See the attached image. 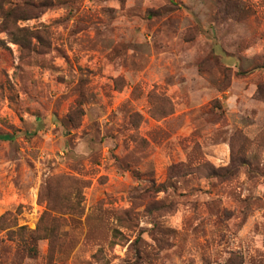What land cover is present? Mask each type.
<instances>
[{"label": "rangeland", "instance_id": "rangeland-1", "mask_svg": "<svg viewBox=\"0 0 264 264\" xmlns=\"http://www.w3.org/2000/svg\"><path fill=\"white\" fill-rule=\"evenodd\" d=\"M0 264H264V0H0Z\"/></svg>", "mask_w": 264, "mask_h": 264}]
</instances>
